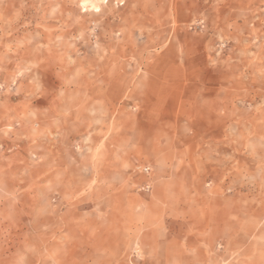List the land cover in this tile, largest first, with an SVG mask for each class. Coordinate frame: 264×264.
I'll return each instance as SVG.
<instances>
[{
	"label": "rangeland",
	"instance_id": "obj_1",
	"mask_svg": "<svg viewBox=\"0 0 264 264\" xmlns=\"http://www.w3.org/2000/svg\"><path fill=\"white\" fill-rule=\"evenodd\" d=\"M0 264H264V0H0Z\"/></svg>",
	"mask_w": 264,
	"mask_h": 264
}]
</instances>
